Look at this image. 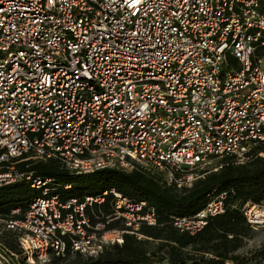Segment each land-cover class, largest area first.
Instances as JSON below:
<instances>
[{
	"label": "built area",
	"instance_id": "2783aa9c",
	"mask_svg": "<svg viewBox=\"0 0 264 264\" xmlns=\"http://www.w3.org/2000/svg\"><path fill=\"white\" fill-rule=\"evenodd\" d=\"M258 147L264 158V0H0V187L27 179L41 190L21 218L0 214V234L18 233L28 264L97 256L156 218L111 189L131 230L93 224L86 207L109 191L63 200L56 180L19 162L156 170L187 189L225 155L245 163ZM227 196L174 225L196 234ZM242 211L264 225V200ZM7 252L0 264L20 255Z\"/></svg>",
	"mask_w": 264,
	"mask_h": 264
},
{
	"label": "trees",
	"instance_id": "16d2710c",
	"mask_svg": "<svg viewBox=\"0 0 264 264\" xmlns=\"http://www.w3.org/2000/svg\"><path fill=\"white\" fill-rule=\"evenodd\" d=\"M239 163L232 155L219 160L217 170L199 177L192 187L179 189L168 184L156 170L138 168L126 172L117 168H104L92 173L76 174L58 160H27L18 167L35 177L52 178L60 183L57 191L63 200L87 196L98 197L109 191L101 203L87 205L86 213L95 224L105 223L108 229H127L123 217L115 216V189L133 201H146L153 209L156 224L141 222L135 232H124L123 243L108 245L97 256L76 253L74 264H264V243L248 255L238 251L253 236L254 227L247 221L242 207L247 202L264 200V158L257 155ZM70 184V187H65ZM228 191L226 211L209 219L207 226L196 234L181 231L174 225L176 216H192L203 209L212 194ZM41 194L31 181L24 179L0 187V214L21 218L32 200ZM15 208L20 214H12ZM148 209H145L146 212ZM131 230V229H127ZM20 254L18 263H24L18 243V233L5 230L0 236V251ZM71 255L52 256V260Z\"/></svg>",
	"mask_w": 264,
	"mask_h": 264
},
{
	"label": "rangeland",
	"instance_id": "374dc122",
	"mask_svg": "<svg viewBox=\"0 0 264 264\" xmlns=\"http://www.w3.org/2000/svg\"><path fill=\"white\" fill-rule=\"evenodd\" d=\"M1 235L2 234H0V236ZM263 243H264V225L254 228L253 236L250 239H248L246 245L243 248H241L238 251V253H240L241 255H248V254H250V252L259 248ZM0 253H2L3 256L8 257V255H6L2 250L0 251ZM0 258H1V255H0ZM18 258H20V255L14 256L13 259H10L11 264H20L17 261ZM51 258H52V256H51ZM51 258L46 263L36 261L35 264H74L78 260V257L74 254L68 255L64 259H60V260H52ZM24 263L28 264L26 261H24Z\"/></svg>",
	"mask_w": 264,
	"mask_h": 264
}]
</instances>
